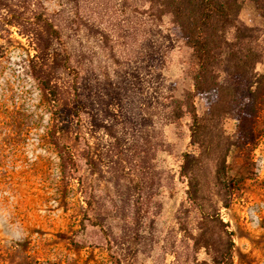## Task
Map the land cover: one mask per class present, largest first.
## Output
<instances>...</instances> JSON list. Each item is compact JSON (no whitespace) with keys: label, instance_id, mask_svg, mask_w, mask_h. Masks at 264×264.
I'll list each match as a JSON object with an SVG mask.
<instances>
[{"label":"rangeland","instance_id":"1","mask_svg":"<svg viewBox=\"0 0 264 264\" xmlns=\"http://www.w3.org/2000/svg\"><path fill=\"white\" fill-rule=\"evenodd\" d=\"M239 2L236 24L258 36L264 71V0ZM146 5L0 0V264H204L226 243L208 213L234 231L233 264H264V129L240 147L227 114L207 149L191 144L188 117L180 127L164 121L167 98L191 83L189 50ZM197 106L204 113L207 99ZM191 176L202 210L188 196Z\"/></svg>","mask_w":264,"mask_h":264},{"label":"trees","instance_id":"2","mask_svg":"<svg viewBox=\"0 0 264 264\" xmlns=\"http://www.w3.org/2000/svg\"><path fill=\"white\" fill-rule=\"evenodd\" d=\"M145 7L148 17L158 27L167 18L170 27L164 30L165 34L170 40L180 41L189 50L188 74L191 83L180 94L173 91L168 100L166 99L167 110L162 115L164 121L180 127L183 118L188 117L191 121V144L208 149L213 145L212 130L229 114L237 119L236 143L240 147L249 142L254 143L264 129V125L257 127L254 118L264 111V71L257 69L263 51L256 42L258 36L253 33L252 28L236 24L242 9L239 0H147ZM139 9L141 8L137 7V10ZM49 25V34L53 38H59L60 30L53 23ZM231 26L236 28L232 39L227 36ZM49 46V43L43 45L42 53L46 55V60L49 57ZM156 55L157 61L161 60L158 49ZM155 68H159L158 62ZM33 70L39 84L52 91L50 79L44 72L36 67H33ZM199 96L207 99V110L204 113L198 110ZM58 104L57 102V106ZM60 120L58 141L64 144L68 142L69 132L65 121ZM232 141V136H228L224 144L228 147ZM192 160L193 155L186 153L182 165L184 173H187ZM220 167L219 175L227 177L224 183L228 187L231 166L224 159ZM190 179L189 199L202 210L192 176ZM206 216L219 223L226 234V243L219 255L213 257L210 262L204 260L203 263L233 264L235 241L229 222L219 215L208 213ZM205 220V226L208 227L210 222L206 218Z\"/></svg>","mask_w":264,"mask_h":264}]
</instances>
